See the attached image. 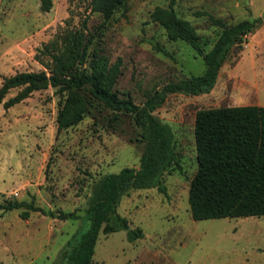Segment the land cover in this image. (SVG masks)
I'll list each match as a JSON object with an SVG mask.
<instances>
[{
	"label": "rangeland",
	"instance_id": "1",
	"mask_svg": "<svg viewBox=\"0 0 264 264\" xmlns=\"http://www.w3.org/2000/svg\"><path fill=\"white\" fill-rule=\"evenodd\" d=\"M172 5L188 20L206 49L226 24L260 17L241 49L232 48L220 67L211 94L170 93L153 113L172 134L180 168L162 176L166 191L156 186L133 188L121 196L117 212L142 230L133 240L125 229L100 231L92 264H264V214L194 219L188 202L190 178L197 169L195 111L221 105H264V0H127L111 17L89 0H0V86L19 71L47 70L49 51L61 35L86 22L95 44L109 61L118 56L121 72L115 89L143 103L166 82L205 68L200 55L181 39H171L152 20L156 5ZM260 41V44L253 43ZM92 48V46H91ZM240 62L233 68L240 57ZM20 87L10 88L3 100ZM60 94L49 85L19 102H0V204L32 201L44 209L75 211L78 219H60L39 210L24 217V206H0V264H60L67 240L89 225L86 208L94 181L105 172L139 166L144 148L141 129L127 112L95 101L76 124L58 128Z\"/></svg>",
	"mask_w": 264,
	"mask_h": 264
},
{
	"label": "trees",
	"instance_id": "2",
	"mask_svg": "<svg viewBox=\"0 0 264 264\" xmlns=\"http://www.w3.org/2000/svg\"><path fill=\"white\" fill-rule=\"evenodd\" d=\"M89 1L93 10L108 19L127 0ZM49 6L50 0H42L43 9ZM197 14H205L211 23L221 27L208 49L191 23L178 16L171 4L156 5L151 11L152 20L160 23L168 37L189 44L202 57L205 68L199 74L166 82L149 93L141 104L129 94L121 96L115 89L122 60L118 56L110 62L108 56L94 46L95 35L86 31L85 21L80 27L67 29L52 45L47 70L19 71L3 78L0 102L3 101L5 107L24 99L33 90L49 85L55 87L60 94L58 128L79 122L98 101L113 111V117L121 112L129 113L141 129L144 148L139 166L105 172L94 181L85 211L89 225L67 240L60 264H92L100 231L125 229L131 240L142 236L140 228L131 227L127 217L117 212L121 196L133 188L152 186L165 192L164 172L172 166L181 167L177 152L172 148L171 130L153 111L170 93L210 91L232 48L241 49L260 20V17L243 18L228 25L208 11H197ZM12 87H20V90L3 100ZM194 139L197 169L188 188L191 216L203 219L264 214V105L199 107L195 111ZM0 206L4 209L24 206L21 212L24 217L30 210L60 219L81 216L75 211L44 209L25 200H9Z\"/></svg>",
	"mask_w": 264,
	"mask_h": 264
},
{
	"label": "crops",
	"instance_id": "3",
	"mask_svg": "<svg viewBox=\"0 0 264 264\" xmlns=\"http://www.w3.org/2000/svg\"><path fill=\"white\" fill-rule=\"evenodd\" d=\"M248 37L249 38H252V35L251 34H249L248 35ZM248 39V38H247ZM253 43H256L257 45L258 44H260L261 42L260 41H255V40H253ZM241 58H242V56H241V52H240V57L238 58V60L234 63V64H232V67L234 68L239 62H240V60H241ZM225 63V62H224ZM223 63V64H224ZM218 75H225L222 71L220 72V73H218ZM221 82H223V77L221 76V80H220ZM208 93H210L211 94V90L208 92ZM252 104H257V105H261V104H259V103H252Z\"/></svg>",
	"mask_w": 264,
	"mask_h": 264
}]
</instances>
